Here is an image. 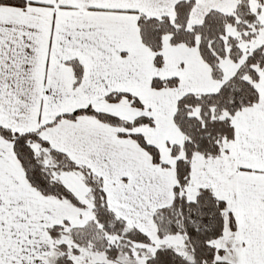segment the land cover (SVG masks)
Listing matches in <instances>:
<instances>
[{
  "label": "snow or ice",
  "instance_id": "1",
  "mask_svg": "<svg viewBox=\"0 0 264 264\" xmlns=\"http://www.w3.org/2000/svg\"><path fill=\"white\" fill-rule=\"evenodd\" d=\"M0 264H264V0H0Z\"/></svg>",
  "mask_w": 264,
  "mask_h": 264
}]
</instances>
